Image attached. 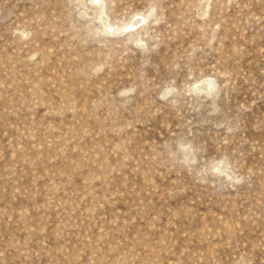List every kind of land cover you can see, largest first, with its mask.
<instances>
[{
	"label": "rangeland",
	"instance_id": "obj_1",
	"mask_svg": "<svg viewBox=\"0 0 264 264\" xmlns=\"http://www.w3.org/2000/svg\"><path fill=\"white\" fill-rule=\"evenodd\" d=\"M0 264H264V0H0Z\"/></svg>",
	"mask_w": 264,
	"mask_h": 264
},
{
	"label": "bare ground",
	"instance_id": "obj_2",
	"mask_svg": "<svg viewBox=\"0 0 264 264\" xmlns=\"http://www.w3.org/2000/svg\"><path fill=\"white\" fill-rule=\"evenodd\" d=\"M140 16V15H139ZM136 17V16H135ZM140 17H142V16H140ZM139 18V17H138ZM135 19V18H134ZM141 18H139V19H136V20H133V21H130L128 24H126V25H124L125 26V30H127V28L129 29V26H127V25H131V27L134 29L135 27H136V25L138 24V23H140L139 21H141L140 20ZM142 19H144L143 17H142ZM124 26H121L123 29H124ZM126 26H127V28H126ZM138 26H139V24H138ZM137 26V27H138ZM110 27V26H109ZM111 27H113V28H115V31L113 32V33H115V32H117L116 31V29L117 28H120V27H118V26H111ZM122 29V30H123ZM111 31L112 30H114V29H110ZM122 30L121 29H118V31H120L119 33H122ZM124 32V31H123Z\"/></svg>",
	"mask_w": 264,
	"mask_h": 264
}]
</instances>
